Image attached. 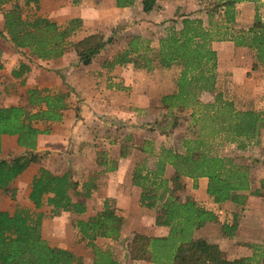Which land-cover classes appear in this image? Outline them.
Segmentation results:
<instances>
[{
    "label": "trees",
    "instance_id": "obj_1",
    "mask_svg": "<svg viewBox=\"0 0 264 264\" xmlns=\"http://www.w3.org/2000/svg\"><path fill=\"white\" fill-rule=\"evenodd\" d=\"M11 1V6L3 11L0 38L11 42L16 49L28 48L31 55L42 60L62 56L71 44V35L80 26V19L73 17L59 24L42 15L23 14L22 6L14 0H0V4ZM263 1L214 0L211 8L205 10L206 24L201 16L181 14L179 25H171L167 33L157 39V46H151L149 38L132 35L127 48L107 62L108 66L132 62L147 71L152 70L154 62L161 68L178 65L180 69L173 80L174 88L160 95L157 109L158 113L164 110L162 115L165 117H174L168 125L166 123L169 127L178 126L182 119L189 120L191 134L182 137L183 151L161 145L156 153L149 140L143 141L145 144L141 150L157 160L155 168H147L145 172L142 171L143 164H136L133 184L141 188V206L154 210L160 208L154 224L168 229L166 235L153 236L150 243L139 242L129 255L131 259H144L154 264H264V240L251 244V255L227 258L216 243L195 238L194 230L206 222L217 221V215L192 199L181 200L178 192L184 190L181 176L194 180L206 177L205 192L215 204L231 201L241 206L248 195L264 198V178L253 189L248 165L235 162L228 156L211 154L208 147L209 140L221 134L225 140L235 142L243 149L246 142L257 143L264 128V112L250 107L239 109L231 99L216 90L217 50L212 47L213 41H227L234 47L249 49L252 52L251 69L264 71V20L259 11ZM134 2L115 0V5L129 7ZM139 2L143 12L158 7L156 0ZM242 2L252 4L253 20L238 26L240 10L237 4ZM31 3L37 6L38 0H23V6ZM216 10L221 14V23L213 20ZM201 11L203 9L198 13ZM104 44L101 41L79 50L80 62L90 63ZM12 74L18 72L14 70ZM202 91L215 92L213 100H200ZM69 94L70 88L32 86L26 89V104L0 106V152L3 134L16 135L17 144L26 149L23 154L10 158L0 156V191H9L14 198L15 190L9 189L10 183L32 161L37 135L48 133V123L62 119ZM39 124L46 126L41 128ZM125 151H121V157ZM104 158V153L98 151V165ZM167 164L173 168L169 179L163 176ZM114 168L113 160L107 169ZM62 171L38 167L28 192L32 208L16 205L13 211L0 209V264H86L69 245H51L41 232L44 213L38 209L42 205L49 206L54 216L86 211L84 198L90 196L91 178L78 190V182L71 177L70 171ZM72 192L82 197L74 200ZM70 225L90 247V264H120L110 247L96 243L97 238H118L126 227L124 214L119 208L110 206L107 198L102 200L101 209L93 215L86 219L73 218ZM235 227V222L221 224L226 236H231Z\"/></svg>",
    "mask_w": 264,
    "mask_h": 264
},
{
    "label": "crops",
    "instance_id": "obj_2",
    "mask_svg": "<svg viewBox=\"0 0 264 264\" xmlns=\"http://www.w3.org/2000/svg\"><path fill=\"white\" fill-rule=\"evenodd\" d=\"M14 1L21 5L22 9L30 7L31 4L34 5L31 3L28 6H23V0ZM208 1L210 4L214 2V0ZM205 3L206 0H156V6L158 7L152 11L143 12L139 0H135L134 4L129 7H117L115 0H38L37 6H33L34 10L31 8L26 10L32 15H42L59 24H63L73 17L79 18L80 26L70 37L73 42L85 41L92 33H97L100 42L104 41L105 44L93 60L87 64L81 63L78 52H71L69 47L60 57L42 60L31 55L28 48L16 49L11 42L7 45L2 44L0 70L2 69L7 74L6 78L18 81L17 84L24 87V90L32 86L56 87L61 90L70 88V94L67 98L68 107L64 110L62 119L48 123V133L37 135L36 146L32 151V155L47 153L44 156L45 162L42 166L51 171L53 170L50 167H52L55 160L70 162L73 169H76L78 173L82 172V182L87 181L89 178L92 181L97 177V174H102L98 182L96 178L90 196L85 198L86 211H89L90 208L88 200L93 196L95 197L96 194H100L103 199L107 198L112 206L121 210L125 217L126 228L132 226V217L138 211L141 217L140 223L144 222L151 227L154 225L156 230L160 229V232L154 235H166L161 231L165 232V229L168 228L155 225V216L147 215L150 209L144 207V210H142L140 208L141 188L133 184V172L136 164L141 163L137 155H146V152L141 150L142 145H144L143 142L132 145L130 142L134 140L133 132L143 129L144 124H141L143 119H148L151 122L157 119L159 97L163 92L171 91L174 88L173 80L177 73L170 74L171 67L161 68L157 62L153 63V68L149 71L134 66L132 62L113 64L112 66H108L107 62L116 53L127 48V39L130 38V36L125 37L121 32L113 33L116 25L134 22L135 17H138L140 19L138 24L142 26L139 27L138 25L137 34L135 35L148 37L147 27L148 29L161 27L162 24V27H164L172 23L178 26L181 14L192 13L201 16L204 24H206L207 14L205 10L207 8L202 6ZM11 4L12 1L0 4V29L3 26V11L8 9ZM237 6L240 10L237 17L238 26L240 23L244 25L250 23L253 10L252 4L242 2ZM248 8L251 12L250 18L244 19L248 15L246 11ZM199 9H203V11L198 13ZM125 11H128V13ZM220 17L221 14H214L213 20L221 23ZM9 47L13 50L11 53L8 51ZM212 47L217 50L218 76L221 75L219 50L224 54V65L227 67V72L232 79L236 78L239 69H243L245 74L250 71L251 62L245 61L239 53L242 48L234 47L227 41H213ZM179 69L178 66L176 71L178 72ZM14 70L18 74H12ZM3 88L4 85L0 80V101L3 100L2 97L4 96V93H2ZM22 93L24 96L20 104L24 105L26 104V92L22 90ZM200 99L209 101L212 98L209 92L204 91L200 94ZM259 103V106L254 108L263 112L264 100ZM10 104L0 102V106ZM39 126L43 128L46 125L39 124ZM263 131L264 129L261 130V134ZM16 139V135L3 134L1 136V157H6L12 152L20 155L26 151L25 148L17 144ZM151 146L154 152L157 153L160 146L153 143ZM123 149L127 151L121 157L120 153ZM100 150L104 153L105 158L98 165V159L96 160V158ZM113 160L115 168L107 169ZM156 160L155 157V164ZM38 166L36 168L30 162L22 173L10 183V187L15 189L16 199L19 201V198L22 200L24 198L27 201L24 203L25 206L30 208L32 203L28 200V192L31 179ZM95 170L97 171L95 174H90ZM55 172L59 171L56 170ZM172 173V166L167 164L163 172L164 178L169 179ZM180 180L184 184V193L179 194L181 200L189 198L202 204L200 201L204 198L205 200L208 199L205 192L207 181L205 177L194 180L183 176ZM263 202L259 196L248 195L245 203L239 205L244 216L238 221L233 235L225 237V243L237 240L240 241L238 244L242 247L243 245L249 246V244L260 243L264 240V215L262 218L260 216V212L264 213ZM212 204L218 206V204L211 201L210 205ZM45 207L47 206L42 205L38 210L44 212ZM207 208L213 210L212 207ZM44 222L45 217L42 218V228ZM217 224L218 221L206 222L203 226L194 230L193 236L195 238H205L218 244L220 236L210 233L211 230L217 229L215 227ZM221 224L222 222L219 225L221 226ZM247 249L249 251V247ZM245 254L248 255L249 252ZM127 261V264H154L144 259H131L130 257ZM120 264L123 263L120 262Z\"/></svg>",
    "mask_w": 264,
    "mask_h": 264
},
{
    "label": "rangeland",
    "instance_id": "obj_3",
    "mask_svg": "<svg viewBox=\"0 0 264 264\" xmlns=\"http://www.w3.org/2000/svg\"><path fill=\"white\" fill-rule=\"evenodd\" d=\"M33 6L34 5L31 4L30 7H24L23 8L24 14L25 12H27L26 10H28V8H31L32 10H34L35 8ZM202 6L204 7L206 6L207 9L211 8V4L209 3L208 0H206V3L202 4ZM246 11L248 12V15L245 16L244 19H249L250 14H251L250 8H248ZM259 11H260L262 19L264 20V1H263V4L259 6ZM125 12L128 13V11H125ZM217 13L218 11L216 10L214 14H217ZM27 15H32V13L27 12ZM138 20L140 19L138 17H135L134 22H128V23H122V24L120 23L114 27L113 31H115V33L121 32V34H124L125 37L127 36V38L128 36L135 35L137 34L136 31L139 25ZM251 20H253V13L251 16ZM173 24L174 23L167 24L164 27H162L163 25L162 24L161 27L160 26L153 27L150 29H148L147 27L146 31L148 32V37H145V38H149L151 40L150 41L151 46H157L158 44L157 39L160 36H164L167 33L168 29ZM140 26L142 25H139V27ZM99 42H100V39L98 38V34L92 33L91 36H89V38H86L85 41H80V42L71 41V44L68 47L70 48L71 52H74V51L78 52L81 49H85L89 45H94ZM7 43L10 44L8 40L0 38V60H2V52H3L2 44L7 45ZM8 51H10L9 53H11V51L13 50L11 47H9ZM239 53L242 55V58L245 61L252 62L251 50L249 49L247 50L246 48H244ZM219 62H220L219 64H220L221 75L218 76L216 90L221 91L225 98L231 99L234 102L235 106L239 109H244V108H249V107L256 108V106H259L260 104L259 102L264 100V71H262V69L260 68L252 70L251 64H250V71L245 74V71H243V69H239L236 74L237 79L235 78L236 79L235 80V79H232L230 77V74L227 72V69H226L227 67L224 65L225 63L224 54L223 52H221V50H219ZM170 67H171L170 74L178 73L176 71L178 68V65L173 64ZM217 68H218V63H217L216 69ZM6 75L7 74L4 73L3 70L1 69L0 70V80L2 84L4 85V88L2 90L3 91L2 93H4V96L2 97L3 100L0 102L20 104V101H22V97L24 96V94L22 93V90L23 92H26V90H24V87H21L20 85L17 84L18 81L11 79V78L8 79L6 78ZM205 92H209L212 98L211 100H213L215 92L213 91L212 92L205 91ZM25 96H26V93H25ZM199 98H200V95H199ZM163 111L161 110L159 111L157 119L154 122H151L148 119H143L141 121L142 122L141 124H144L142 126L143 129L136 130V131L133 130L134 140L130 142L131 145L134 143L141 144V142L145 140H149L151 144L153 143L156 146L164 145V146L176 148L179 151H183L184 148L181 146L182 137L183 136L188 137L191 135L190 130H189V120L182 119L180 121V124H178V126L173 127V128L169 127L167 125L169 124V122H171V120L174 117L173 116L165 117V115H162ZM152 127H154L155 129L152 130L151 129ZM161 132H165L166 134L161 133ZM208 147H209V151L211 154L228 156V157H231L235 162L248 165L251 187L254 189L259 186V180L261 178H264V131L262 134L260 133L257 143H254V141H249L248 143L246 142L245 147L243 149L238 148L237 143L225 140L221 134L212 137L209 140ZM15 155L16 154L12 152V154H9L8 156L4 158H10ZM46 155L47 153H40V154L32 155L31 162L36 168H37V165H39L38 167H40L44 165V162H45L44 156ZM144 155L145 154L137 155L138 159H140L139 162H141V164H143L144 166V169H142V171L145 172L147 168L153 170L155 168V163H154L155 156L152 158L153 155L148 154V153H146L145 156ZM50 168L53 170V172H55L56 170L61 171L64 169H68L70 171L71 177L78 182L77 189L81 190V185L83 183L82 182L83 175L81 174L82 172L78 173L76 169H73L70 162L68 163L67 161L59 162L55 160L52 163V167ZM95 172L97 171L96 170L92 171L90 172V174L93 175L95 174ZM100 175L102 174L100 173L97 174V177H96L97 182H98V179L100 178ZM96 178L92 179L93 187H94V184L96 183ZM10 188H13V187H9V189ZM178 192L179 194L182 195L184 193V190H181ZM159 193L160 191H158V194ZM9 194H10L9 191H0V209L13 211L16 205L26 207L24 203H26L27 201L24 200V198L23 200L19 198V201H18L15 197V193H14V198H12ZM71 196L74 200H77L80 197H82V196L76 195L73 192L71 193ZM102 200H103V197L100 194L99 195L96 194L95 197L93 196L92 198L88 200L89 207H90L89 211H85L84 213H81V214L68 213V214H59V215L54 216L49 211L50 207L46 205L47 207H45L44 212L42 211L44 213L43 217H45L43 228L41 226V232H42L43 237L51 245H69L76 254L81 255L83 261L86 264H90L92 261L91 249L85 244V241L80 239V236L76 233L75 229H72L70 225V221L73 218L86 219L87 217L93 215L97 210H99L100 206H102ZM262 201H264V198H262ZM200 202L202 203L201 205H203L204 207L205 206L212 207L213 211H216L215 213L217 215L218 224L215 227H217V229L211 230L210 233L213 235L218 234L217 236H220V238H218L220 240L218 241V244L217 243L216 244L218 245L221 253L225 257H233V256L240 257V256H243L246 252H249L248 255H251L253 252V248L250 244L249 246L242 244L243 246L240 247L238 244V242L240 241H237V240H234L235 242L225 243L224 239L226 237V234L222 231L221 226L219 225L221 222H225L229 225L235 222L237 225L238 221H240L242 219V216H244L243 212L240 210L239 205H234L233 202H229V201L218 204V206L214 204L210 205L211 199L209 197L206 200L204 198V200ZM262 205L264 208V202L262 203ZM110 206H112V203L110 204ZM140 208L144 210V206H141ZM148 209H150V212L147 213V215L153 217L159 213L158 211L160 208H157L156 210L154 209L152 210V208H148ZM263 215L264 213L260 212L261 218L263 217ZM140 220H141L140 213L136 211L134 213V216L132 217V226L130 228L125 227V229H123L121 234L116 239L97 238L96 240L97 245L102 246V247H106V246L110 247L114 255L118 258L119 262H122L123 264H127L128 263L127 260H128V257L131 251L134 252L136 250V247L139 242L150 243V240L153 238V236H156L154 234L160 232V229L156 230L154 225H152L151 227L147 223H144V222L140 223L139 222ZM165 230H166L165 232L161 231V233L167 234V229ZM235 230H236V227L233 230V233ZM232 244L234 245L237 244V245L234 246ZM247 247H249V251Z\"/></svg>",
    "mask_w": 264,
    "mask_h": 264
}]
</instances>
